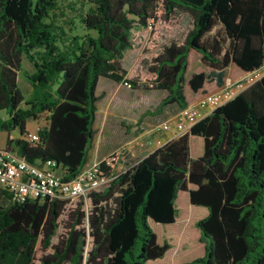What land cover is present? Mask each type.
Listing matches in <instances>:
<instances>
[{"label": "trees", "instance_id": "1", "mask_svg": "<svg viewBox=\"0 0 264 264\" xmlns=\"http://www.w3.org/2000/svg\"><path fill=\"white\" fill-rule=\"evenodd\" d=\"M61 2L80 7L85 34L72 36L58 25ZM178 10L192 16V28L182 41L160 47L162 27ZM141 30L149 37L132 75L123 60ZM231 66L243 74L235 84L264 68V0H0V130H18L21 138L8 140L9 147L14 143L31 164L56 162L65 182L86 166L101 78L131 88L146 82L167 93L158 110L184 109L219 93L209 85L221 86ZM21 74L37 92L28 100ZM44 116L38 142H27L28 123ZM193 141L202 147L198 158ZM102 167L115 178L75 201L19 203L0 189V264L162 260L173 239L162 241L155 227L175 225L181 191L207 210L193 225L204 255L183 264H264V76L121 172Z\"/></svg>", "mask_w": 264, "mask_h": 264}, {"label": "crops", "instance_id": "2", "mask_svg": "<svg viewBox=\"0 0 264 264\" xmlns=\"http://www.w3.org/2000/svg\"><path fill=\"white\" fill-rule=\"evenodd\" d=\"M199 62L201 63L200 59ZM205 71L210 74L212 79H217L218 73H212L211 70L206 67ZM262 71L263 74L261 77H263L264 70H260L256 73H262ZM29 73H33V69L29 71ZM242 77V72L231 66L224 72L223 84L218 86L214 80V82L209 85V90L223 91L232 84L234 85L235 81ZM159 92L161 91H158V96ZM163 93L164 96H159L158 98L159 104L167 96L166 92L163 91ZM96 94L99 97V101L97 103V114L94 124L95 134L88 149L85 168L103 161L117 150H123L121 160L115 166V172L123 170L127 159L144 158L160 149L157 145L158 141H161L163 145H165L189 132L188 129L184 130V125L181 123L182 120L179 116L181 108L177 104L165 106L161 110H158V104L156 110L150 113L148 110L144 109V98H140L138 102H132L127 97V91H125L122 83H116L106 78L100 79ZM198 98L199 95L192 96L190 97V102L196 103ZM142 109H144V112H142ZM131 113L135 114L134 117H131ZM126 119H130V123L125 121ZM40 121H43V123H36L34 125H31V122L28 123L27 130L29 134H36L41 128L46 126V121L42 118ZM165 123H172L170 131L162 129V125ZM124 128H126V131ZM19 138H21L20 135L15 136L12 132L8 140L15 141ZM124 146L126 149L123 148ZM194 147L195 154H192V157L198 158L202 155L200 142L193 141L192 149ZM4 149H10L15 153L18 152V148L14 143L9 147L8 141ZM57 173L62 177V169H58ZM176 205L178 209V218L175 225L169 226L166 231V236L169 239L172 237L174 230L183 234L187 231L188 227L195 225L198 220L207 215V210L205 208L194 207L190 204L189 194L184 191L179 192ZM156 228L164 231L159 225H157L155 229ZM149 264H181V261H179L177 255L171 248L162 260L150 262Z\"/></svg>", "mask_w": 264, "mask_h": 264}, {"label": "built area", "instance_id": "3", "mask_svg": "<svg viewBox=\"0 0 264 264\" xmlns=\"http://www.w3.org/2000/svg\"><path fill=\"white\" fill-rule=\"evenodd\" d=\"M259 74L255 72L230 87L241 89L240 92H242L260 79L253 80L254 76ZM125 85L131 88L129 84ZM234 92L227 88L196 106L181 109L179 116L184 130H190L199 121L239 94ZM171 128L172 123L162 125L165 131ZM38 140L37 133L26 137V141L30 143L38 142ZM157 145L159 148L164 146L161 141H158ZM122 153L123 150H117L103 161L84 168L74 180L65 182L57 173L56 162L49 160L43 164H31L11 150L0 149V189L8 190L13 200L19 203L46 199L75 201L85 197L91 191L105 187L115 178L114 173L106 175L102 165L114 168L113 172H115V166L120 162Z\"/></svg>", "mask_w": 264, "mask_h": 264}, {"label": "rangeland", "instance_id": "4", "mask_svg": "<svg viewBox=\"0 0 264 264\" xmlns=\"http://www.w3.org/2000/svg\"><path fill=\"white\" fill-rule=\"evenodd\" d=\"M61 10L56 13L57 23L58 25L64 27L66 32L69 35H83L86 33L83 25L80 22V14L81 10L79 6L73 5L70 2H61L60 4ZM193 25V18L192 16L183 11L178 10L176 13L175 18L170 22L163 25V31H162V37L159 41V46L162 47L164 45H168L173 41H182L187 34V32L192 28ZM149 37V31L148 30H141L136 31L133 33V40H134V48L131 51H128L125 55V58L123 60V68L134 75L135 73L139 72L140 70V63L143 60V50L146 46L147 40ZM192 68H199L200 70H205V67L197 62L192 63ZM24 69L26 71H31L33 69L32 65L28 62H24ZM264 70V68H263ZM189 75L191 74V70L189 71ZM263 74L260 73L259 75H255L253 80H257L261 77ZM122 86L125 88V91H127V97L132 102H138L140 98H144L145 102V108L148 110V112L153 113L158 104H159V96H164L163 91L159 92L158 96V90H156L151 84H148L146 82H141L137 88H129L125 84H122ZM19 87L22 90L25 98L28 100L33 95H35L37 92L32 89L26 78L23 74L19 76ZM230 91H235L234 94L240 93L241 89H237L234 87H229ZM24 107V105H23ZM144 109H142V112H144ZM138 113V111H137ZM5 113H3L4 115ZM135 114L131 113V117H134ZM45 121V116L42 118ZM131 119V118H130ZM130 119H126L125 121L129 122ZM36 123L42 124L43 121L37 120V121H31V125H34ZM130 123V122H129ZM126 125V123H125ZM126 131V128H124ZM170 131V130H169ZM13 134L15 136H19V131H14ZM9 133L5 131L0 130V149H4L7 146V141L9 138ZM123 148L126 149L124 146ZM138 158H132L127 159L125 162V167H127L128 162L131 163L135 161ZM123 168V170L125 169ZM116 171V173L121 172ZM163 230H159L158 228L155 229V232L158 234V236H161V240L163 239H169L167 236H164L167 234L168 227H162ZM198 229L191 225L188 227L187 231L183 234L179 233L178 231L174 230L172 233V251L177 255V258L179 261H181V264L185 262L193 261L197 258H200L204 255L205 247L202 243H200L199 240V234ZM164 235H161V234ZM170 238V239H171ZM166 241V240H165Z\"/></svg>", "mask_w": 264, "mask_h": 264}]
</instances>
